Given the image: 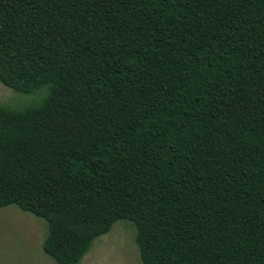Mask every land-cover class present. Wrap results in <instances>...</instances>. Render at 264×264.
Listing matches in <instances>:
<instances>
[{
  "label": "trees",
  "instance_id": "obj_1",
  "mask_svg": "<svg viewBox=\"0 0 264 264\" xmlns=\"http://www.w3.org/2000/svg\"><path fill=\"white\" fill-rule=\"evenodd\" d=\"M0 207L79 264L119 220L143 264H264V0H0Z\"/></svg>",
  "mask_w": 264,
  "mask_h": 264
},
{
  "label": "rangeland",
  "instance_id": "obj_2",
  "mask_svg": "<svg viewBox=\"0 0 264 264\" xmlns=\"http://www.w3.org/2000/svg\"><path fill=\"white\" fill-rule=\"evenodd\" d=\"M45 88L20 93L0 81V104L24 107L38 102ZM47 221L15 204L0 207V264H60L43 248ZM136 227L117 221L110 232L99 236L79 264H143L136 242Z\"/></svg>",
  "mask_w": 264,
  "mask_h": 264
}]
</instances>
